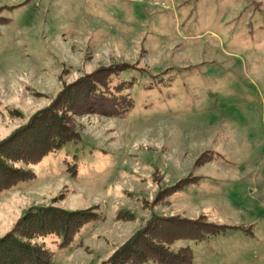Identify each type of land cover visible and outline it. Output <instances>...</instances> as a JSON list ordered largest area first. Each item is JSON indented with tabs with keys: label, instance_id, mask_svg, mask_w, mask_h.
Instances as JSON below:
<instances>
[{
	"label": "rangeland",
	"instance_id": "1",
	"mask_svg": "<svg viewBox=\"0 0 264 264\" xmlns=\"http://www.w3.org/2000/svg\"><path fill=\"white\" fill-rule=\"evenodd\" d=\"M0 17V140L91 74L129 100L72 113L75 141L16 164L33 176L0 191V237L32 207L89 210L68 244L32 242L102 264L155 215L204 217L229 228L169 248L264 264V0H0Z\"/></svg>",
	"mask_w": 264,
	"mask_h": 264
},
{
	"label": "trees",
	"instance_id": "2",
	"mask_svg": "<svg viewBox=\"0 0 264 264\" xmlns=\"http://www.w3.org/2000/svg\"><path fill=\"white\" fill-rule=\"evenodd\" d=\"M6 21L7 18L0 17V24ZM105 71L106 76L114 73L111 68ZM88 78L90 80L64 88L49 106L34 113L26 125L0 140V191L32 178V172L16 166L17 163L34 164L66 142L78 138L72 113L103 110L111 113L109 110H114L111 114L117 116L128 111V98L123 95H119L122 99L109 97L99 90V86L108 83L104 77L96 73ZM122 89L118 87L116 92ZM96 217V213L89 210L67 211L51 206L27 209L11 231L0 237V264H53L52 252L32 240L54 234L61 237V246L66 245L85 222ZM227 228L229 226L208 222L204 217L189 219L155 215L102 264L148 261L192 264L193 254L189 247L173 251L170 244L181 239L201 242Z\"/></svg>",
	"mask_w": 264,
	"mask_h": 264
}]
</instances>
